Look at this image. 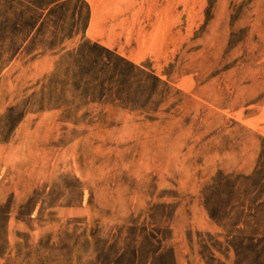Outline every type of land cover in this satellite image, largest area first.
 Listing matches in <instances>:
<instances>
[{
  "label": "rangeland",
  "instance_id": "374dc122",
  "mask_svg": "<svg viewBox=\"0 0 264 264\" xmlns=\"http://www.w3.org/2000/svg\"><path fill=\"white\" fill-rule=\"evenodd\" d=\"M74 12L0 57V264H264V0ZM82 36L125 61L104 98L40 104Z\"/></svg>",
  "mask_w": 264,
  "mask_h": 264
},
{
  "label": "trees",
  "instance_id": "16d2710c",
  "mask_svg": "<svg viewBox=\"0 0 264 264\" xmlns=\"http://www.w3.org/2000/svg\"><path fill=\"white\" fill-rule=\"evenodd\" d=\"M72 1L0 0V57L6 54L8 62L24 47L54 50L64 40L84 34L86 18L79 13L71 14L68 26L59 19ZM121 63L124 59L113 51L82 36L75 48L54 63L48 84L39 92L40 104L58 108L73 105L76 99L81 104L88 99L101 102L108 91L106 84L121 70Z\"/></svg>",
  "mask_w": 264,
  "mask_h": 264
}]
</instances>
